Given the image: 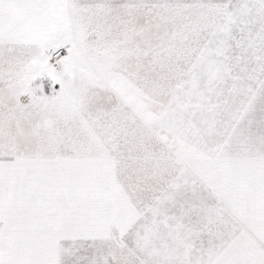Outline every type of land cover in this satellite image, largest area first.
Segmentation results:
<instances>
[{
    "label": "snow or ice",
    "instance_id": "1",
    "mask_svg": "<svg viewBox=\"0 0 264 264\" xmlns=\"http://www.w3.org/2000/svg\"><path fill=\"white\" fill-rule=\"evenodd\" d=\"M0 264H264V0H0Z\"/></svg>",
    "mask_w": 264,
    "mask_h": 264
}]
</instances>
